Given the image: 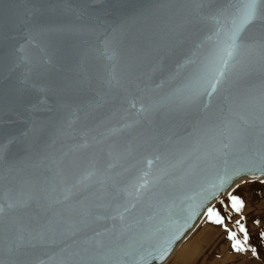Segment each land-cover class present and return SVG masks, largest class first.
<instances>
[{
    "label": "water",
    "instance_id": "water-1",
    "mask_svg": "<svg viewBox=\"0 0 264 264\" xmlns=\"http://www.w3.org/2000/svg\"><path fill=\"white\" fill-rule=\"evenodd\" d=\"M14 4L17 15L29 16L37 30L27 49L28 66L18 62L7 20L0 39V203L7 200L10 188L27 194L36 186H52L53 200L64 188L72 193L50 214L43 213L49 219V238L22 249L18 264H70L67 253L79 252L94 239L117 241L125 223L133 225V231L159 229L164 233L157 237L160 242L173 241L165 245L169 256L149 262L165 264L207 209L241 181L216 189L215 196L202 194L234 158L223 156L219 143L204 144L180 163L193 148L184 141L192 118L174 111L165 98L198 68L205 52L197 47L204 29L189 33L179 45L166 42L169 0H14ZM108 28L113 29L111 43L102 54L98 37ZM164 43L165 53L158 55ZM113 52L115 57L109 59ZM113 77L118 87L110 85ZM241 87L258 94L264 81L257 74ZM132 98L139 100L137 107L156 108L141 117L127 103ZM246 147L228 151L239 153ZM159 154L178 166L160 184L137 193L145 173L149 181L158 174ZM148 160H153L151 166ZM105 176L102 188L99 182ZM245 180L264 182V176ZM133 204L136 208L126 220L109 210ZM26 215L35 217L36 212L6 208L4 225ZM181 215L187 222L177 225L174 221ZM177 236L181 238L176 240ZM94 264L134 262L109 256Z\"/></svg>",
    "mask_w": 264,
    "mask_h": 264
},
{
    "label": "snow or ice",
    "instance_id": "snow-or-ice-1",
    "mask_svg": "<svg viewBox=\"0 0 264 264\" xmlns=\"http://www.w3.org/2000/svg\"><path fill=\"white\" fill-rule=\"evenodd\" d=\"M169 3L171 7L164 21L166 42L179 45L188 39L189 33L204 29L203 38L197 47L202 46L205 52L199 59L198 68L165 98L174 111L192 118L184 141L193 145V148L181 157L180 163L194 155L204 144H222L223 156L234 157L216 173V180L210 187L203 190L205 197H212L216 189L225 186L231 188L236 180L246 182L245 177L264 176V87L258 94L241 87L257 74L264 81V0H169ZM5 20L10 33L8 38L15 40L13 47L18 62L28 66L27 49L32 46L31 34L37 30V25L29 16L21 18L17 15L14 0H0V39L4 36ZM112 31L108 28L98 37L102 54L110 46ZM166 48L167 43L162 44L158 55H164ZM115 55L113 52L109 59ZM109 83L113 87L119 86L115 77ZM213 101L215 109L212 108ZM127 103L141 117L156 108L154 104L137 107L140 102L135 98L129 99ZM223 138L227 139L226 144ZM237 145L247 147L239 153L228 151ZM213 152L215 149L209 155H213ZM155 160L159 164L158 174L153 181H149L148 173H145L137 193L147 190L154 183L160 184L178 166L165 154L157 155ZM147 163L151 166L153 160ZM107 180L105 176L99 182L102 188ZM54 192L52 186H36L27 194L10 188L7 200L0 203V264H6V259L7 264H18V254L22 249L49 238L46 228L49 219L43 213L50 214L54 205L67 202L72 195L71 189L64 188L58 194L59 198L53 200ZM227 198L231 209L241 213L245 207L244 201L230 191L227 192ZM97 203L104 207L102 202ZM6 208L25 213L33 209L36 215H26L5 226L3 218ZM135 208V204L114 208L109 206V210L116 212L115 218L120 220H126ZM206 215L210 223L221 225L228 231V239L232 241L231 248L235 253L249 251L246 247L250 239L249 230L240 219L235 223L242 239L237 238L236 231L228 230L224 217L218 211L209 207ZM182 221L187 222L183 215L177 217L174 223L180 225ZM163 234L159 229L155 232L133 231V225L125 223L117 241L94 239L79 252L67 253V260L70 264H94L96 260L110 256L117 260L130 258L134 264H149L150 261L170 255V249L165 245L173 241L167 239L160 242L157 237ZM100 236L102 234L97 233V237ZM261 236L264 237V233ZM180 238L177 236L176 240ZM251 251L256 253L255 248H251Z\"/></svg>",
    "mask_w": 264,
    "mask_h": 264
},
{
    "label": "rangeland",
    "instance_id": "rangeland-1",
    "mask_svg": "<svg viewBox=\"0 0 264 264\" xmlns=\"http://www.w3.org/2000/svg\"><path fill=\"white\" fill-rule=\"evenodd\" d=\"M232 194L244 201L245 207L241 213L231 209L227 197L212 208L224 217L228 230L237 232L238 239L243 237L235 222L240 219L245 224L250 235L246 245L249 251L235 253L231 248L232 241L228 239V231L221 225L210 223L205 215L196 232L185 240V244L166 264H264V237L261 236L264 233V182L242 181ZM251 248L256 249L255 254Z\"/></svg>",
    "mask_w": 264,
    "mask_h": 264
},
{
    "label": "bare ground",
    "instance_id": "bare-ground-1",
    "mask_svg": "<svg viewBox=\"0 0 264 264\" xmlns=\"http://www.w3.org/2000/svg\"><path fill=\"white\" fill-rule=\"evenodd\" d=\"M246 181H248V180H246ZM241 182H242V181H240L238 184H236V185L234 186L233 190H234V189L237 187V185H239ZM233 190H232V191H233ZM222 200H223V199H222ZM205 215H206V214H205ZM204 217H205V216H204ZM204 217L202 218V220H204ZM202 220L198 223V225L202 222ZM198 225H197V226L194 228V230H193V231L187 236V238H188V237H189V236H190V235L196 230V228L198 227ZM195 232H196V231H195ZM187 238H186V239H187ZM186 239H185V240H186ZM185 240H184L183 242H181V243L178 245V247L176 248V250L174 251V253H173L172 256L170 257V259H171V258H172V257H173V256L179 251V250H180L181 246H183V245L185 244V243H184ZM187 240H189V239H187ZM184 249H185V248H184ZM184 249H183V251H184ZM223 256H224V255H223ZM170 259H169V260H170ZM169 260H168V261H169ZM177 260H178V259H177ZM168 261H167V262H168ZM167 262H166V263H167ZM166 263H165V264H166ZM177 263H178V262H177ZM174 264H175V263H174Z\"/></svg>",
    "mask_w": 264,
    "mask_h": 264
}]
</instances>
